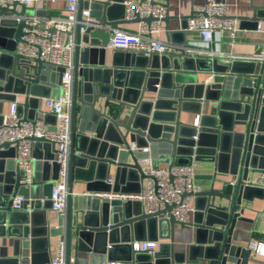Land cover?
<instances>
[{
	"label": "water",
	"instance_id": "1",
	"mask_svg": "<svg viewBox=\"0 0 264 264\" xmlns=\"http://www.w3.org/2000/svg\"><path fill=\"white\" fill-rule=\"evenodd\" d=\"M122 1L79 0L70 108L69 195L64 214H58L54 221L44 217L51 207L48 198L53 181L58 177L55 143L44 137L30 138L46 149L43 161L37 164L45 173L34 177L32 190L39 191L31 197L26 175L17 163L12 168L4 166L5 158L15 156L19 141L0 144V230L2 235L8 232L15 236L11 262L23 264L22 257L30 254L35 238L62 236L66 264L71 262L73 245L78 250H103L111 260L125 264H185V254L175 251L174 246L175 226L180 225L195 230L196 245L202 246L210 264H246L251 249L233 244L232 239L237 223L247 221L244 213L251 200L248 191L264 193L263 188L245 184L247 179L264 173V54L243 58L215 53L193 56L184 51L149 56L114 51L110 65L105 58L91 63L85 57L99 50L105 52L113 28L154 20L149 16L126 21ZM154 2L166 8L162 21L168 35L171 19L187 22L193 15L174 16L169 13V0ZM86 7L90 8L91 20L82 17ZM251 8L252 15L235 17L257 26L264 21V5L252 4ZM32 13L19 1L0 6V123L4 103L13 102L17 96H23L18 112L27 119L37 116L42 98L63 94L61 67L39 57L24 60L15 51L25 27V21L16 17ZM205 61L214 64L206 68ZM200 73H210L211 81L200 82ZM207 102H212L209 112L202 113L201 106ZM183 111L197 115L192 122H185L181 119ZM197 116L199 126L194 125ZM44 120L53 124L49 129L54 131L55 117L45 115ZM145 147L149 150L144 151ZM159 154L166 156L169 167L189 165L193 160L214 162L216 173L232 175L233 182L214 176L208 189L190 193L196 197L190 223L174 217V204L146 213L137 202L93 198L94 191L139 192L142 181L149 178L139 160L148 155L157 159ZM103 165L107 169L115 166L121 172L114 187L100 174ZM78 170H86L81 179L89 181L88 193L73 191L74 180L80 178ZM126 171L138 177L135 188L125 183ZM23 192L26 200L16 211L12 207L14 198ZM42 197L47 198L42 202ZM135 240L160 243L148 254L134 249ZM3 262L0 259V264Z\"/></svg>",
	"mask_w": 264,
	"mask_h": 264
},
{
	"label": "built area",
	"instance_id": "2",
	"mask_svg": "<svg viewBox=\"0 0 264 264\" xmlns=\"http://www.w3.org/2000/svg\"><path fill=\"white\" fill-rule=\"evenodd\" d=\"M19 1L33 11L32 14H24L16 17L23 19L25 27L21 40L17 42L15 51L24 60H33L39 57L43 62L61 67L60 84L63 94L58 98H42L40 114L35 118H27L19 114L18 105L22 99L17 96L10 103L9 111L3 114L0 123V144L3 142L19 141L16 154L13 157L19 168L25 173L26 187L34 180V166L37 157L33 153L34 141L31 137H44L55 143L56 151L54 161L59 165L58 177L53 181L49 200L51 208L57 214H64L67 210L68 201V176L71 143V98L72 79L74 70V58L76 48L75 29L78 20L79 0H64L66 2L64 14L60 16H46L37 13L34 8L42 0H0V6H10ZM55 1V0H51ZM155 0H123L124 19L131 21L136 18L153 17L151 23L140 20L135 31L124 27L112 29L108 46L113 51H124L149 56L152 53H166L181 51L180 45L162 40L159 34L162 31V19L166 15V8L154 2ZM82 17L88 20L90 10L83 9ZM192 17L186 22V30H194L199 34L198 48H188L195 54H213L210 47L219 41L224 32L236 36L240 29V20L230 15L228 5L223 0H206L203 4L193 8ZM262 25L257 24L261 30ZM195 45V44H194ZM264 52L262 53V55ZM260 55V56H262ZM247 58V57H243ZM45 115L55 117V130L49 129L53 124L45 122ZM195 126H199V116L196 117ZM135 149V146H131ZM148 151L149 148H143ZM165 161V155H162ZM160 158L155 159L148 155L139 160L145 174L149 176L147 183L139 192L109 191L99 193L98 196L105 200H121L124 202H137L146 213H155L163 209L166 204L172 205L171 212L174 217L183 223H190L196 211L190 193L202 190L196 180L194 165L161 166ZM108 182H112L108 179ZM233 182V181H232ZM246 185L264 189V173H258L246 180ZM47 197H42L45 201ZM26 196L19 194L14 198L13 209L21 210ZM133 247L138 252L152 254L159 247L157 240H135ZM252 249L264 255V240L252 243ZM66 241L60 242L57 255L50 260L49 264H66ZM101 264H125L124 261L105 260ZM232 264V263H231Z\"/></svg>",
	"mask_w": 264,
	"mask_h": 264
},
{
	"label": "crops",
	"instance_id": "3",
	"mask_svg": "<svg viewBox=\"0 0 264 264\" xmlns=\"http://www.w3.org/2000/svg\"><path fill=\"white\" fill-rule=\"evenodd\" d=\"M206 0H169V13L174 16H186L192 13L193 8L197 5L203 4ZM228 5V11L230 15L233 16H250L253 13L251 5L261 6L264 5V0H223ZM66 2L64 0H42L37 5H35V9L38 11H43L40 15L46 16H60L64 14ZM20 9V7H18ZM29 9V8H28ZM84 9H89L88 7ZM31 10V9H30ZM262 25L261 30L257 29L256 23L252 21L241 20L240 21V29L236 36H231L229 32H224L219 41L215 42L211 45V51L213 54L224 55V56H238V57H259L264 52V21H259ZM186 21L181 19H171L169 24V35L166 32L165 23L162 24V31L159 34V37L162 40L169 41L174 44L182 45L184 51L189 53L190 55H206V54H195L192 50L188 48H198L200 47L198 43L200 42L199 34L197 31L186 30ZM116 27H124L127 30L135 31L138 27V23H128V24H120ZM115 27V28H116ZM195 44V45H194ZM113 50L106 46L105 52L99 50L96 52H92L87 54L85 57L86 60L91 63H100L105 58V63L110 65L112 63ZM222 61H226L222 59ZM206 68L211 67L212 64L205 61L203 63ZM189 66V65H187ZM190 67V66H189ZM195 67V64L193 65ZM212 75L210 73H200L199 79L200 82L208 83L211 81ZM152 94L148 93V99H151ZM23 99V96H20ZM212 105V102H207L201 106L202 113H208L209 109ZM10 102H5L3 105V114H6L9 111ZM37 113L40 114L39 109H37ZM37 114V115H38ZM197 114L192 111H183L181 115V119L185 122H192ZM24 117V116H23ZM29 117V116H27ZM45 150L42 144H36L34 142L33 145V153L34 156L37 157V161L34 166V177L41 176L45 171L41 166H37L39 162L43 161V153ZM161 154H159L160 156ZM164 155V154H162ZM159 163L161 166H168V163L162 159ZM7 162L13 161L11 164L4 163L5 168L7 166L12 168L15 166L14 159L5 158ZM181 160V159H180ZM183 160V159H182ZM130 161V159H129ZM196 172V180L201 185L202 190H206L210 187L212 183V179L214 176L227 179L230 182L233 181L232 175H224L220 173H216V165L214 162L199 160L192 161ZM88 169V168H87ZM51 174V170L48 171ZM100 174L103 177H107L111 179L112 182H109L114 187L116 176L121 172H118L115 166H111L110 169H107L106 165H103ZM125 183L129 186V188H135L138 184V177L135 173L124 172ZM79 179L74 180L73 191L75 194H84L88 193L87 186L89 181H86L83 178L86 175V170L84 172L78 170L77 171ZM213 177V178H212ZM148 178H145L142 181V186L147 183ZM32 185V184H31ZM27 186V193H29L30 197L33 194H38L39 189L36 188L32 190V187ZM102 186L106 185L104 183ZM220 186V184H217ZM141 186V187H142ZM99 193L103 192H93V198H101L98 196ZM27 196L25 192L22 193ZM247 195L251 197V200L247 201V208L245 210L244 216L247 218V221H240L237 223V226L233 233L232 243L239 247H249L251 249V253L249 259L246 264H264V255L256 253L252 249V243L255 241L264 240V193L256 190L248 191ZM96 199H94L95 201ZM105 200V199H104ZM192 202L196 203V197L192 196ZM139 206V205H138ZM136 205V208L138 207ZM43 207V206H42ZM139 208V207H138ZM43 209V208H42ZM44 217L50 218L53 220L57 217V213L50 207L45 210ZM16 214V213H15ZM54 221V220H53ZM52 221V222H53ZM4 230V229H3ZM0 230V259L4 262L2 264H13L11 261L14 250V239L15 236H11L8 232L5 235ZM64 239L62 236L51 237L48 239L43 237H37L34 239V245H32L30 254L22 257L23 264H49L50 260L53 259L58 252L59 244ZM164 241H169L168 239H162ZM160 243V241H159ZM174 243H175V251L182 252L185 254L186 261L185 264H210V260L204 256V252L202 246L196 245V233L192 228H184L180 225L175 226V234H174ZM109 253L100 250V251H86V250H78L76 245H73L71 248V262L70 264H101L105 260H111L109 257ZM192 257L193 259H190ZM10 259V260H9ZM117 261H122L118 259H113Z\"/></svg>",
	"mask_w": 264,
	"mask_h": 264
}]
</instances>
